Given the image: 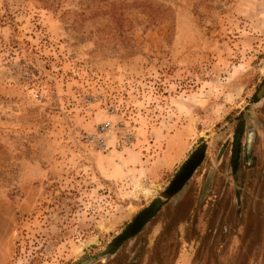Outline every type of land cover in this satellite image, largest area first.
Returning a JSON list of instances; mask_svg holds the SVG:
<instances>
[{
  "label": "rangeland",
  "instance_id": "1",
  "mask_svg": "<svg viewBox=\"0 0 264 264\" xmlns=\"http://www.w3.org/2000/svg\"><path fill=\"white\" fill-rule=\"evenodd\" d=\"M263 83L264 0H0V264H264Z\"/></svg>",
  "mask_w": 264,
  "mask_h": 264
},
{
  "label": "water",
  "instance_id": "2",
  "mask_svg": "<svg viewBox=\"0 0 264 264\" xmlns=\"http://www.w3.org/2000/svg\"><path fill=\"white\" fill-rule=\"evenodd\" d=\"M262 92H264V83L260 86L257 94L260 95ZM204 149V144H201L190 154L177 172L172 176L164 189L155 194L154 198L133 216L123 230L107 243L104 253L114 252L121 242L138 232L145 221L152 216L160 204H162L163 200L168 199L179 190L183 183L188 179L195 166L201 160Z\"/></svg>",
  "mask_w": 264,
  "mask_h": 264
}]
</instances>
